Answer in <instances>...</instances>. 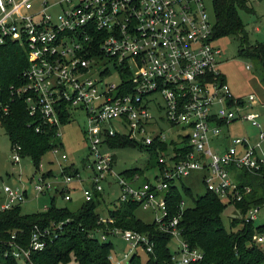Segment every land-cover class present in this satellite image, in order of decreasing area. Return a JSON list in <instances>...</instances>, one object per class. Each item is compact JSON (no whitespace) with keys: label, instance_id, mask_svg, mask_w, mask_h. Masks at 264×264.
I'll return each mask as SVG.
<instances>
[{"label":"built area","instance_id":"1","mask_svg":"<svg viewBox=\"0 0 264 264\" xmlns=\"http://www.w3.org/2000/svg\"><path fill=\"white\" fill-rule=\"evenodd\" d=\"M214 24L203 0H0V46L8 40L18 43L26 49L28 61L19 83L11 86L12 97L24 100L33 120L54 128L60 144L52 153L64 146L61 127L82 114V137L93 158L87 164L89 185L82 187L83 202L102 195L103 181L112 188L108 177H115L120 187L117 200L150 208L158 229L176 238L174 264H203L204 252L190 247L178 228L185 201L178 214L169 217L168 184L203 170L207 190L243 202L251 187L238 182V171L254 172L264 165V128L252 104L256 97L234 96L218 70ZM8 111L7 103L0 102V117ZM165 121L169 129L161 127ZM246 121L256 129L255 135L228 132L231 124ZM39 129L37 124L35 130ZM116 137L144 148L155 144L153 180L139 181L140 174L126 178L113 171L115 149L109 141ZM11 149L13 162L19 163L21 147ZM60 156L68 159L65 153ZM48 171L40 169L32 186L35 197L54 187L69 201L70 182L81 186L85 181L72 163L60 167L62 181L48 176ZM1 190L0 212L29 197L23 184H6ZM259 207L249 206L242 219L253 222ZM98 220L100 226L89 236L101 242L122 239L129 245L121 253L110 251L107 258L112 264H122L138 249L153 254L151 235L113 226L107 212ZM63 224L35 226L24 246L11 234L0 254L27 263L32 252L56 239ZM252 242L261 250L264 264V232H254Z\"/></svg>","mask_w":264,"mask_h":264},{"label":"trees","instance_id":"2","mask_svg":"<svg viewBox=\"0 0 264 264\" xmlns=\"http://www.w3.org/2000/svg\"><path fill=\"white\" fill-rule=\"evenodd\" d=\"M212 6L215 19L213 38L234 35L240 42L238 53L257 60L264 70V42H250L245 23L239 15V10L242 9L253 12V8L248 6V0H212ZM27 64V53L23 46L10 40L0 46V102L7 103L9 110L0 117V126L9 137L11 148L19 145L20 157L24 155L30 157L35 170H38L42 156L60 142L54 138V128L43 124L40 119L33 120L25 108L24 100L12 97L11 86L19 83V75ZM262 80L264 83V76ZM33 121L35 123L31 124ZM62 122L66 123V118H63ZM37 124L40 125L38 131L35 130ZM109 145L118 149L138 144L129 139L116 137L109 141ZM165 146L161 145L162 148ZM144 150L154 158L155 169L158 157L155 144ZM238 172V182L250 185L251 192L243 202L233 200L229 202L242 214L249 206L264 205V165L254 172L248 170ZM47 173L48 176L52 175L51 171ZM136 173L141 175L143 170L134 167L124 170L121 174L131 178ZM177 181L168 184L169 189L165 197L169 217L178 214L182 200L178 186L175 185ZM184 189L193 204L182 211L178 228L183 240L190 247L203 250V264H260L263 261L261 250L252 242V235L256 231L263 233L264 226H256L242 218H232L230 230H226L221 216L224 204L219 195L206 189L203 194L193 196L189 188ZM101 196L95 194L94 198L82 202L76 209L56 205L55 197H51L46 209L33 213L23 212L21 204L0 212V251L7 247L5 245L11 240V234H14L16 243L24 246L28 243L29 235L35 226H52L63 222L62 229L57 230L56 239L39 252H32L26 264H69L73 259L77 264H112L107 258L114 248L112 241L101 242L89 236L91 230L100 226L98 220L100 214L97 209ZM117 203L119 204L114 203V207L107 210L108 216L114 220L113 226L137 230L153 237L154 252L147 254L145 264H174L171 260L172 250L168 247L171 234L160 231L155 221L148 224L135 217V209L140 206L138 202L117 200ZM236 225L239 227L233 229ZM0 264H19V260L13 257L4 259L0 254ZM129 264H141L140 254L132 255Z\"/></svg>","mask_w":264,"mask_h":264},{"label":"rangeland","instance_id":"3","mask_svg":"<svg viewBox=\"0 0 264 264\" xmlns=\"http://www.w3.org/2000/svg\"><path fill=\"white\" fill-rule=\"evenodd\" d=\"M258 0H248V6L253 8V12H247L245 10H239V15L242 22L247 23L248 38L251 43L256 41L264 42V0L257 2ZM204 7H206L207 13L211 20L214 19V7L212 6V0H203ZM256 10V13H254ZM239 40L234 35H227L223 37H217L214 40V45L220 49V56L218 58L217 68L223 74L227 85L230 87L231 92L234 96H247L249 94H254L256 99L252 101L254 109L258 110L260 113L261 127L264 128V83L263 76L264 70H262L261 64L246 55H241L238 53ZM246 65H250L249 68H246ZM115 80V77L111 78ZM158 97V96H157ZM153 112L155 109L152 107ZM84 117L82 114L74 117L69 120L68 123L61 127V137L63 143V148L56 153L51 151L45 153L42 157L38 170H35V167L30 159V157L24 155L21 156L19 163L13 162L11 156L14 151L11 149V142L9 137L0 126V195L3 194L2 187L3 185H18L22 184L27 187L29 197L27 200L21 204L22 211L25 213H33L39 211L42 207L44 201L49 202L52 196L56 197V203L60 206H66L69 209H76L81 205L83 200L82 191L78 190L79 187H76L77 182L72 181L69 184V187L72 188V199L71 201H65L60 193L56 192L54 187H52L46 194H38L35 197L33 193L32 186L36 182L38 175L41 173V170L47 171L50 170L52 173H55L61 181L63 175H61L60 167L64 165H70L71 163L77 167L82 176L85 178V181L82 183L81 187H86L89 185V181L86 179V176L90 173L87 164L92 162L93 158L88 154L86 141L82 137V127ZM163 129H169L170 125L166 121L161 125ZM233 136H246L255 135L256 129L251 126L249 122H238L234 125H231ZM176 130H181L180 127H175ZM183 132H187V128H182ZM215 145V144H214ZM212 145V149L214 148ZM145 148L135 145L134 147L126 146L120 147L113 150L115 155V163L113 165V171L117 174L124 172L126 169H133L138 167L143 170V173L140 176L139 181H144L145 179L153 180L154 167L153 162L154 158L151 157ZM264 150V143L262 144V149ZM65 153L68 156V159H61L60 154ZM205 171L199 170L192 172L190 175L183 177L180 181L175 182V185L178 186V190L181 194L182 200L185 201L184 207H191L193 201H191L190 196L185 192V188H189L192 195L196 196L203 194L206 191V184L203 182V175ZM34 176V177H33ZM109 181H112V188L107 186V181L102 182L103 191L102 197L100 200V206L98 207V212L101 216L106 214L107 209H112L114 203H117V197L119 195L120 187H118L116 178L109 176ZM50 181H56L55 179H50ZM74 185L76 188L72 187ZM81 192V193H80ZM219 199L224 204L223 210L221 212L222 221L226 230H230V223L232 218L241 219L243 215L240 210L237 209L233 204L228 200V197L225 195H220ZM135 217L141 219L145 223H152L155 217V213L150 208H144L139 206L135 209ZM256 218L254 219V225L264 226V205L259 207L258 212L255 214ZM239 225L233 227L237 229ZM232 229V230H233ZM114 248L113 252L121 253L129 249V245L122 239H113ZM168 247L170 250L175 251L177 247V240L173 238L170 240ZM138 252L141 257V264H145L147 259V254L145 251L138 249ZM129 260H123L122 264H129ZM19 264H26L25 261L20 260ZM69 264H77L74 259Z\"/></svg>","mask_w":264,"mask_h":264},{"label":"crops","instance_id":"4","mask_svg":"<svg viewBox=\"0 0 264 264\" xmlns=\"http://www.w3.org/2000/svg\"><path fill=\"white\" fill-rule=\"evenodd\" d=\"M259 1H261V0H258L257 2H255V5H256V3L258 4ZM254 13H256V10H255ZM247 26H248V24L245 23V28H246V30H247V33L250 34V33H249L250 30H248ZM236 97H239V96H236ZM234 124H235V123H234ZM234 124H231V125H234ZM231 125L229 126V129H228V132H229V133H232V132H233V129L231 128ZM231 131H232V132H231ZM51 173H52V172H51ZM54 175H55V173H52V176H54ZM72 187H74V188L79 187L78 190L82 191V187H81L80 184H78V183L76 184V187H75L74 185H72ZM76 189H77V188H76ZM57 191H58V190H57ZM70 193H71V199H72V190H70ZM80 193H81V192H80ZM81 196H82V194H81ZM52 197H55V196H52ZM50 199H51V198H50ZM49 201H50V200H49ZM69 201H71V200H69ZM82 202H83V200L81 201V203H82ZM48 203H49V202L46 203V201H44V203H43L42 206H41V207H42L41 209H43V208H45V207H48ZM55 203H56V197H55ZM81 203H80V204H81ZM56 205H57V203H56ZM81 205H82V204H81ZM59 206H60V205H59ZM79 206H80V205H79ZM107 210H108V209H107ZM106 212H107V211H106Z\"/></svg>","mask_w":264,"mask_h":264}]
</instances>
